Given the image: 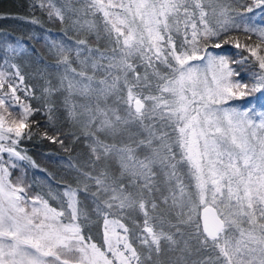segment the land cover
<instances>
[{"label":"snow or ice","instance_id":"obj_1","mask_svg":"<svg viewBox=\"0 0 264 264\" xmlns=\"http://www.w3.org/2000/svg\"><path fill=\"white\" fill-rule=\"evenodd\" d=\"M38 6L87 34L74 45L45 38L56 57L45 70L55 83L42 89L49 114L50 98L62 97L87 156L69 158L77 180L63 193L66 209L41 197L29 208L9 167L29 160L17 149L31 139L39 109L0 71V264H264V24L256 20L264 19V0L245 3L244 12L230 0ZM233 29L258 37L243 46L250 57L234 61L255 58L251 84L234 80L240 73L228 58L208 51L213 38L240 48L227 38ZM13 75L23 83L18 68ZM233 100L246 104L224 107ZM92 214L103 217V246L82 234Z\"/></svg>","mask_w":264,"mask_h":264},{"label":"trees","instance_id":"obj_2","mask_svg":"<svg viewBox=\"0 0 264 264\" xmlns=\"http://www.w3.org/2000/svg\"><path fill=\"white\" fill-rule=\"evenodd\" d=\"M39 3L40 0H0V71L7 73L12 83L18 86L20 89L18 94L23 102L30 103L33 109H39L30 118L33 133L31 139H22L17 149L29 157V160H24L20 166L24 172L25 189L30 196L41 197L48 201L50 207L60 211L67 207L64 191L69 185L76 187L77 173L67 167L69 158L73 162L82 161L87 156V147L80 127L68 118L62 97L57 94L50 98L49 102L53 105L50 114L45 105L42 89L47 80L55 83V74L45 70L46 67L53 65L56 59L55 52L49 51L48 43L54 38L57 42L63 41L74 45L76 39L85 38L87 34L73 29L72 19L68 17L63 23L55 18L49 19L47 12L38 6ZM51 3L61 7L65 0H51ZM230 3L234 9L244 12V4L251 1L230 0ZM74 6L79 7L75 4ZM255 13H260V10L256 9ZM231 14L235 15V12ZM253 14L246 13L248 16ZM33 19L38 20L39 23H32ZM256 20L264 24V19H261L260 15L256 16ZM231 37L238 39L240 48H236L232 42L224 43L222 39L213 38L208 45V51L228 58L229 66L240 73L239 76L233 77L234 80L240 79L251 84L254 73L259 71L255 60L251 58L243 63L234 61H240L244 56L250 57V53L245 51L243 46L245 44L254 46L258 42V37L250 34L249 38V35L235 29L227 34V38ZM45 38L48 43L45 42ZM89 40L90 43L93 42L91 38ZM217 42L221 43L220 48L213 46ZM8 45L16 49L15 53L8 49ZM13 64L17 67H11ZM17 68L24 77L23 83H20L19 77L13 75ZM211 75L209 71V79ZM26 90L34 91L36 98L29 95L25 100ZM245 104L246 101L233 100L224 107L243 108ZM47 137H53L54 140ZM78 198L81 201L85 200L83 193H80ZM85 202L90 203V200ZM109 219L120 218L110 216ZM63 222H69L67 215L63 218ZM121 222L127 223L123 219ZM116 231L122 233L118 227ZM103 232L102 216L92 214L87 223H82V234L86 239L90 236L92 238L90 242L98 246H103Z\"/></svg>","mask_w":264,"mask_h":264},{"label":"rangeland","instance_id":"obj_3","mask_svg":"<svg viewBox=\"0 0 264 264\" xmlns=\"http://www.w3.org/2000/svg\"><path fill=\"white\" fill-rule=\"evenodd\" d=\"M251 1V0H249ZM253 60H255V58H252ZM259 70V69H258ZM3 158L5 161L8 160V154L7 153H3ZM13 162L17 165L15 168H12V167H9V172H10V176L8 177V179L13 183V184H19L20 186H23L25 188V182H24V179H23V170L20 168V166H22V162L21 160H18V159H13ZM7 166V165H6ZM23 172V173H22ZM26 191V189H25ZM27 193V191H26ZM27 197L29 198V204H28V207L30 208L31 207V198H34L35 196L31 195L29 193H27ZM111 227H114V226H110ZM104 234V232H103Z\"/></svg>","mask_w":264,"mask_h":264},{"label":"water","instance_id":"obj_4","mask_svg":"<svg viewBox=\"0 0 264 264\" xmlns=\"http://www.w3.org/2000/svg\"><path fill=\"white\" fill-rule=\"evenodd\" d=\"M201 215H202V210H201ZM202 222V221H201Z\"/></svg>","mask_w":264,"mask_h":264}]
</instances>
